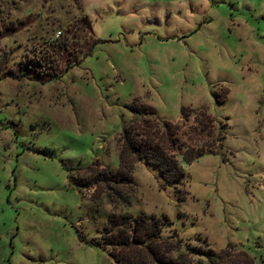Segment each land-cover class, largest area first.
<instances>
[{
    "label": "rangeland",
    "instance_id": "rangeland-1",
    "mask_svg": "<svg viewBox=\"0 0 264 264\" xmlns=\"http://www.w3.org/2000/svg\"><path fill=\"white\" fill-rule=\"evenodd\" d=\"M70 38L69 56L51 55L56 78L1 77ZM132 97L172 122L206 109L228 130L223 155L180 160L176 184L133 160L116 211L264 264V0H0V264H115L93 242L110 205L67 173L116 168Z\"/></svg>",
    "mask_w": 264,
    "mask_h": 264
},
{
    "label": "trees",
    "instance_id": "trees-1",
    "mask_svg": "<svg viewBox=\"0 0 264 264\" xmlns=\"http://www.w3.org/2000/svg\"><path fill=\"white\" fill-rule=\"evenodd\" d=\"M80 23L89 28L84 18H80ZM98 41L93 38L85 47L88 49ZM71 42V38L52 41L48 51L42 50L34 60L18 66L16 72H4L1 77L23 75L39 82L56 78L61 72L53 69L51 55L57 62L60 56H69ZM71 58L70 61L66 58V66ZM225 95L215 94L219 104L224 102ZM125 106L130 116L118 135L116 168L94 159L87 166L67 173L68 182L79 194L91 188L87 197L92 204L97 205L104 195L110 205L99 236L93 242L107 247V254L115 264H256L246 251L235 252L231 246L215 253L204 240L190 245L177 232L163 236V229L171 225L165 216L116 211L121 205H129L133 160H142L156 169L164 183L176 184L184 177L180 160L189 165L204 155H223L228 130L226 122H217L206 109L181 107L180 119L172 122L159 118L155 109L137 97H132Z\"/></svg>",
    "mask_w": 264,
    "mask_h": 264
}]
</instances>
